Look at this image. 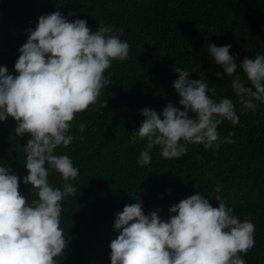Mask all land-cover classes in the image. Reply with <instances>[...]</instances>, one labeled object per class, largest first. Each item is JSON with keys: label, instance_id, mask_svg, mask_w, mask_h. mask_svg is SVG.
Wrapping results in <instances>:
<instances>
[{"label": "trees", "instance_id": "1", "mask_svg": "<svg viewBox=\"0 0 264 264\" xmlns=\"http://www.w3.org/2000/svg\"><path fill=\"white\" fill-rule=\"evenodd\" d=\"M57 10L69 20H86L92 31L98 23L123 28L121 38L130 45L128 58L113 61L105 72L111 73L110 83L97 103L75 115L73 141L56 150L79 170L71 181L76 192L61 202L60 227L69 242L64 255L55 257L57 264H111L109 244L118 235L113 224L126 204L139 200L146 215L155 210L167 219L172 205L196 192L218 204L217 185L235 213L255 225L254 247L241 254L246 264H264V101L256 110L241 111L230 78L207 51L208 43L230 44L237 63L264 51V0H0V65L15 74L27 30L40 15ZM174 67L188 70L189 79L204 77L217 100L234 101L238 124L225 120L218 126L221 137L231 132L234 140L218 150L189 144L186 154L173 159L162 158L154 147L151 162L140 166L146 142H130L140 110L159 113L168 103L182 110L172 86ZM15 126L11 117L0 122V165L22 178L27 175L22 146L30 136H16ZM48 179L63 188L59 173L50 172ZM18 191L26 202L35 198L30 185L19 183Z\"/></svg>", "mask_w": 264, "mask_h": 264}, {"label": "clouds", "instance_id": "2", "mask_svg": "<svg viewBox=\"0 0 264 264\" xmlns=\"http://www.w3.org/2000/svg\"><path fill=\"white\" fill-rule=\"evenodd\" d=\"M123 31L104 23L92 31L86 20H69L57 10L40 15L35 28L27 30L15 74L0 65V122L11 117L15 135L30 136L22 146L27 175L19 178L9 165H0V264H57L55 257L64 255L69 240L60 227L61 202L76 192L71 181L79 170L70 156L56 150L73 141L75 115L95 105L109 85L111 73L105 72L113 61L128 58ZM230 48L207 44L213 62L230 78L240 110H256L264 101V51L237 63ZM173 70L177 79L172 86L182 110L173 103L159 113L140 110L142 120L130 138L131 143L146 142L137 159L140 166L151 162L154 147L162 158L173 159L186 154L189 144L218 150L234 140L231 132L227 137L218 132L225 120L238 124L234 101L227 96L217 100L214 85L204 77L189 79L188 70ZM84 128L79 123L78 130ZM52 171L64 181L62 189L49 182ZM19 183L30 185L35 198L26 202ZM215 200L216 205L196 192L172 205L167 219L155 210L146 215L139 200L126 204L115 216L118 235L109 244L111 264H246L241 254L254 247L255 225L235 213L219 185Z\"/></svg>", "mask_w": 264, "mask_h": 264}]
</instances>
